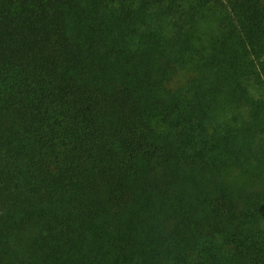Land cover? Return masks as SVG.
<instances>
[{
  "label": "trees",
  "instance_id": "trees-1",
  "mask_svg": "<svg viewBox=\"0 0 264 264\" xmlns=\"http://www.w3.org/2000/svg\"><path fill=\"white\" fill-rule=\"evenodd\" d=\"M0 264H264V0H0Z\"/></svg>",
  "mask_w": 264,
  "mask_h": 264
}]
</instances>
